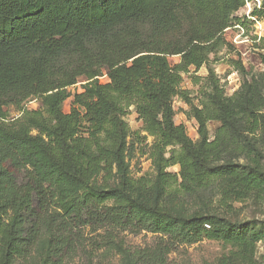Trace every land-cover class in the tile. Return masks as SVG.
I'll use <instances>...</instances> for the list:
<instances>
[{
	"label": "trees",
	"instance_id": "obj_1",
	"mask_svg": "<svg viewBox=\"0 0 264 264\" xmlns=\"http://www.w3.org/2000/svg\"><path fill=\"white\" fill-rule=\"evenodd\" d=\"M245 1L0 0V264L28 254L43 229L50 238L39 264H62L84 227L164 235L127 251L128 264H163L180 244L203 238L236 248L221 264H254L263 230L213 213L180 217L165 204L224 178V196L264 193V149L248 138L264 126V71L248 78L235 61L243 80L228 96L209 65ZM261 4L254 14L264 15ZM172 55L179 57L173 65ZM259 58L264 64V53ZM202 65L208 73L194 77L203 81L196 105L181 88L182 74ZM103 71L105 83L98 80ZM80 77L86 83L71 95L67 88ZM31 97L40 108L7 122L4 107ZM174 97L190 106L196 141L173 122ZM131 106L153 137L151 176L125 173L124 158L134 150L125 119ZM210 120L221 123L212 139ZM238 155L246 162L235 166ZM176 164L178 172L167 170ZM114 168L117 183H94L97 173L108 182Z\"/></svg>",
	"mask_w": 264,
	"mask_h": 264
},
{
	"label": "rangeland",
	"instance_id": "obj_2",
	"mask_svg": "<svg viewBox=\"0 0 264 264\" xmlns=\"http://www.w3.org/2000/svg\"><path fill=\"white\" fill-rule=\"evenodd\" d=\"M261 0H246L245 4L237 10L234 15L240 19L223 31V38L226 42L215 55L210 56L209 65L222 85L225 94L231 95L239 89L243 76L236 69L235 61H239L247 71L248 75H255L264 71V64L261 63L259 55L264 53V15L254 14V11L262 10ZM170 64L179 61V57L172 55L168 57ZM207 68L202 65L195 71L190 67L187 73H183L181 88L190 91V98L194 104L200 101V85L203 81L195 83L194 77L207 76ZM99 82L108 81L105 71L98 77ZM86 83L84 78L67 89L73 95L81 92L82 86ZM72 96L66 99L62 109L68 112ZM174 109L173 122L185 126L187 136L192 141L198 139V124L194 119L190 106L181 98L174 97L172 100ZM40 108V99L31 97L20 107L8 105L4 107L6 121L16 122L21 118L24 109ZM125 119L131 129V134L127 138L128 143L134 145L131 154L124 158L125 173L132 178L143 175L151 176L155 172V167L150 158V148L153 144V137L142 128V123L135 113L134 107L128 110ZM20 123L16 124L19 125ZM221 123L216 120L207 122L209 139L213 138L215 129ZM249 141L260 149H264V126L257 129L254 134L248 136ZM233 162L241 165L246 162L243 156H233ZM168 171L178 172L179 166L168 167ZM119 172L113 169L111 179L105 181L102 173H97L94 183L115 184L119 181ZM228 179L217 181L210 189L186 197H170L165 199L166 206L180 217H190L196 211L202 213L217 214L231 222L240 221L246 223L248 227L264 231V193L251 195L242 199H237L233 194L224 196L222 190L226 186ZM104 237H111V240ZM164 235L141 231L131 233L120 228H109L106 232L103 229L92 230L90 227L80 228L74 240V250L62 257V264H128L127 251L153 246L159 242ZM50 234L43 229L37 242L33 245L28 254L18 256L12 264H39L46 255ZM236 248L222 240H212L203 238L195 243L180 244L176 250L171 251L166 256L163 264H221L222 259L235 255ZM238 264H243L241 261ZM254 264H264V233L256 242L254 251Z\"/></svg>",
	"mask_w": 264,
	"mask_h": 264
}]
</instances>
